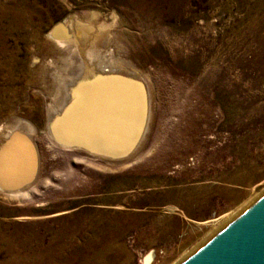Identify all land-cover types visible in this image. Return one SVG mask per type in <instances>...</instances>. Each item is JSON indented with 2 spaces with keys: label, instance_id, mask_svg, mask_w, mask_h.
Listing matches in <instances>:
<instances>
[{
  "label": "rangeland",
  "instance_id": "rangeland-1",
  "mask_svg": "<svg viewBox=\"0 0 264 264\" xmlns=\"http://www.w3.org/2000/svg\"><path fill=\"white\" fill-rule=\"evenodd\" d=\"M78 18L99 69L143 89L123 156L55 138L73 120L71 83L98 70L73 29L50 35ZM0 42L21 70L0 80V145L21 133L4 158L34 169L24 193L0 190V232L77 218L105 228L99 264H183L264 196V0H0Z\"/></svg>",
  "mask_w": 264,
  "mask_h": 264
},
{
  "label": "bare ground",
  "instance_id": "bare-ground-1",
  "mask_svg": "<svg viewBox=\"0 0 264 264\" xmlns=\"http://www.w3.org/2000/svg\"><path fill=\"white\" fill-rule=\"evenodd\" d=\"M17 14H20V12ZM17 19H20V16H17ZM77 21L78 22L76 24L74 20L70 21V26L66 23L56 25L54 30H52V32L50 33L51 37L57 38V41L62 44V39L64 38V36H66L65 32L67 29H73L74 31H76L78 29L82 30V28H84V24L82 25L80 24V22L85 21L82 20V18H78ZM37 27L38 26H36V28ZM73 30H71L72 34H70L71 41L75 45L82 46L83 51H85L84 61L87 60L89 63L87 67H98V70L91 69L87 72H83L81 75L79 74L77 76L74 82L71 81V85L73 86V89L70 86L72 89V96L67 99H71L74 97V104H72V107L69 108V111H72L71 115L73 116V120L69 123L68 126L65 127L64 134L59 140L83 144L85 149L87 148L88 150L90 149L89 151H91L90 147L98 146L95 142H98V138L101 137L106 142L108 140L111 141V144L108 143L109 141L107 142L108 145L106 146L108 148L114 150L121 149V145L118 139H126L125 132L127 130L125 129V134H122V132L117 129V132L119 133L117 135L112 124L116 121H119L122 126L128 128V123L130 121L131 115L135 110H137V104L135 103L133 105V98L135 97V93L137 92V90L141 89L142 91L143 89L140 86H136L131 83V81L128 80L127 76H122L119 73L115 72V70L113 72L109 70L102 71L101 69H99L100 66H98V64L96 65L94 61L96 58H98L97 56H99L100 52L95 48L96 46H90L91 41L93 42L94 37L91 39V37L88 36L87 32H84V29L82 30L80 35H77V33L73 32ZM33 39L35 41H38L40 39L38 29H35ZM101 40V38H98L95 45H101ZM82 48H80L79 51ZM0 55H5V48L3 43L1 42ZM14 65V58H10V60L5 62L0 58V80L5 81L7 84H10L14 81V79L16 80L18 76H20L19 72L21 70L17 67V71L15 72V69H13ZM24 67L25 63L22 62V68L24 69ZM25 69L23 72L24 78L26 76L28 77V74L32 75L30 71L25 72ZM27 82L34 83V80L32 78ZM3 91L4 89L0 88L1 94L3 93ZM64 107L66 106L64 105ZM56 118L57 117L55 116V119ZM51 121H54V117ZM105 123L109 124V126L107 127L108 133L106 131L105 134H109V132H112L114 133L115 137L104 138L102 136V128L106 126ZM15 128L23 133H31L33 131V129L28 124L23 123L22 121ZM29 133L27 134L28 136ZM18 134L16 135L17 137L11 135L14 138L11 137L3 145H0V190L9 194L24 193L30 186L29 181L31 180L30 176L27 177L26 175V169L19 168V170L16 169L15 171L13 167H8V163L11 162L7 163L6 157L4 158V152L7 151V149L13 150L15 146V140L22 136ZM21 144L23 143H20V145ZM54 223H51L50 226H48V235L30 229H26L24 231H14L13 233L8 234L5 232H0V250H2L6 254V259L0 261V264H88L89 262H91V264L100 263V260L104 256L103 254L106 251V247H100L101 240L99 234L101 233L103 236H105V228L101 229L100 224H97L95 222L87 223L85 224V226L80 225L77 218L58 220L54 221Z\"/></svg>",
  "mask_w": 264,
  "mask_h": 264
},
{
  "label": "water",
  "instance_id": "water-1",
  "mask_svg": "<svg viewBox=\"0 0 264 264\" xmlns=\"http://www.w3.org/2000/svg\"><path fill=\"white\" fill-rule=\"evenodd\" d=\"M142 92L141 89L137 90L133 98V105L137 104V110L131 115L128 128L122 126L119 121L114 123V129L119 128L122 134L125 129L127 135L131 129L139 128L142 124V121L138 123L134 118V114L144 111ZM105 125L102 128L103 137L105 132L108 131L109 124L105 123ZM55 138L63 145L85 148L83 144L61 141L58 137ZM19 139H16L15 143ZM101 139L95 142L98 146L90 147L92 152H104V154L111 157H119L127 154L131 147L127 137L126 139H118L121 149L115 150L108 148L106 146L108 145L107 142ZM28 147L30 149L29 145ZM33 170H26L27 177L30 176L32 179L31 172ZM183 264H264V196Z\"/></svg>",
  "mask_w": 264,
  "mask_h": 264
}]
</instances>
